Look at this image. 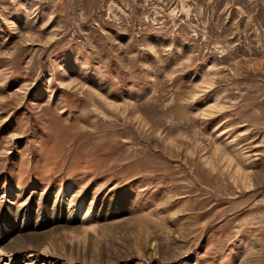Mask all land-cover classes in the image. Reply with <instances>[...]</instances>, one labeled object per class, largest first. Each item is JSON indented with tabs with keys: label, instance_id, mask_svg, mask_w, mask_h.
<instances>
[{
	"label": "rangeland",
	"instance_id": "374dc122",
	"mask_svg": "<svg viewBox=\"0 0 264 264\" xmlns=\"http://www.w3.org/2000/svg\"><path fill=\"white\" fill-rule=\"evenodd\" d=\"M24 208L36 264H264V0H0L6 244Z\"/></svg>",
	"mask_w": 264,
	"mask_h": 264
},
{
	"label": "bare ground",
	"instance_id": "6f19581e",
	"mask_svg": "<svg viewBox=\"0 0 264 264\" xmlns=\"http://www.w3.org/2000/svg\"><path fill=\"white\" fill-rule=\"evenodd\" d=\"M24 210H25V208H24ZM24 210L18 209L15 213L12 214V215H14L12 218L14 220V221H12V228H13L12 231H13L14 236L9 240L10 243L6 244L7 243L6 240H7V238H9V236H7V238L5 237L6 240H4L3 238L0 240V264H15V262H17L19 264L20 263L36 264L38 262V259L43 257L42 253H41L42 248L40 249L41 242H42V235L40 233L41 231L39 229H36V230L30 229L32 232L31 231L27 232L24 230H23L24 232H20L21 228H23L24 226H27L29 224V221L26 224V221L23 220V219L27 218V216H26L27 209L25 211ZM38 211L39 212H41V211L46 212L45 209H42V210L40 209ZM57 212H58V214L56 213L57 215L64 214L62 212V210H59ZM30 214H31V210H30ZM51 214H52V212H49L47 214V217L42 219V221H43L42 229H44L43 226H45L46 224H48L49 228L51 226L58 227L59 225H63L60 223L62 220H67L66 222H71L69 220V218L68 219H65V218L62 219L61 217L58 218V217H54V216H53L54 217L53 218ZM50 218H52V220ZM6 220H7V218H6ZM53 224H55V225H53ZM62 229L63 228L60 227V228L55 229L54 231H58V230H62ZM45 256L46 257H43L44 262H45V260H47L49 258L47 255H45ZM52 263L55 264V262H52Z\"/></svg>",
	"mask_w": 264,
	"mask_h": 264
}]
</instances>
